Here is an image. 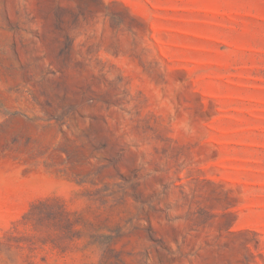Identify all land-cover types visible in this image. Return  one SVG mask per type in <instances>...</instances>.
<instances>
[{
  "label": "rangeland",
  "instance_id": "374dc122",
  "mask_svg": "<svg viewBox=\"0 0 264 264\" xmlns=\"http://www.w3.org/2000/svg\"><path fill=\"white\" fill-rule=\"evenodd\" d=\"M0 264H264V0H0Z\"/></svg>",
  "mask_w": 264,
  "mask_h": 264
}]
</instances>
